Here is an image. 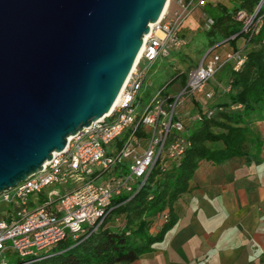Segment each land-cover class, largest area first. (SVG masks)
I'll use <instances>...</instances> for the list:
<instances>
[{
    "label": "built area",
    "instance_id": "2783aa9c",
    "mask_svg": "<svg viewBox=\"0 0 264 264\" xmlns=\"http://www.w3.org/2000/svg\"><path fill=\"white\" fill-rule=\"evenodd\" d=\"M217 2L170 0L150 28L144 51L114 108L70 136L64 149L54 151L41 170L0 193V201L12 205L10 220L7 210L0 214V258L13 253L23 261L19 264L29 263L51 255L48 248L67 238L83 239L105 223L114 199L134 195L156 165L165 170L179 162L191 141L178 106L189 95L212 99L215 90L207 87L211 79L227 64L239 68L244 53H218L213 46L188 71L186 84L176 93L158 92L141 114L136 112V103L152 62L186 44L181 30L193 10ZM244 16V12L239 14V18ZM253 19L254 15L246 19L244 29ZM230 89V84L224 87ZM204 108L203 114L211 117L214 109ZM201 114L196 110L190 117L198 119ZM103 175L107 178L99 181ZM69 182L73 186L67 187ZM167 219L163 213L158 222Z\"/></svg>",
    "mask_w": 264,
    "mask_h": 264
},
{
    "label": "water",
    "instance_id": "95a60500",
    "mask_svg": "<svg viewBox=\"0 0 264 264\" xmlns=\"http://www.w3.org/2000/svg\"><path fill=\"white\" fill-rule=\"evenodd\" d=\"M168 0H0V193L108 113Z\"/></svg>",
    "mask_w": 264,
    "mask_h": 264
},
{
    "label": "trees",
    "instance_id": "16d2710c",
    "mask_svg": "<svg viewBox=\"0 0 264 264\" xmlns=\"http://www.w3.org/2000/svg\"><path fill=\"white\" fill-rule=\"evenodd\" d=\"M203 7L212 19L211 26L190 38L181 30L186 44L176 52L187 55L181 51L185 47L193 51L200 41L204 53L206 46L224 39L234 42L240 36L249 45L239 68L233 64L222 68L221 80L231 89L223 88V97L210 105L213 115L206 117L204 106L198 105L201 118L187 125L186 137L191 145L179 162L165 170L156 165L134 195L114 199L113 209L96 231L79 241L67 238L53 245L52 251L47 250L51 255L24 264H130L152 250L153 243L162 240L175 225L176 204L189 189L201 160L221 163L250 153L251 123L264 114V0H218ZM241 12L245 13L243 18H239ZM252 15L251 25L244 29L246 19ZM191 68L189 65L188 71ZM188 71L180 73L181 86L186 84ZM163 213L168 214V219L152 232V225Z\"/></svg>",
    "mask_w": 264,
    "mask_h": 264
},
{
    "label": "crops",
    "instance_id": "0c3cea01",
    "mask_svg": "<svg viewBox=\"0 0 264 264\" xmlns=\"http://www.w3.org/2000/svg\"><path fill=\"white\" fill-rule=\"evenodd\" d=\"M236 40L238 46L228 41L233 50L249 48L243 36ZM251 130L249 154L221 163L200 161L176 204L175 225L130 264H264V114Z\"/></svg>",
    "mask_w": 264,
    "mask_h": 264
},
{
    "label": "rangeland",
    "instance_id": "374dc122",
    "mask_svg": "<svg viewBox=\"0 0 264 264\" xmlns=\"http://www.w3.org/2000/svg\"><path fill=\"white\" fill-rule=\"evenodd\" d=\"M190 16L192 17L190 18ZM190 16L188 17L189 19L187 18L189 23H187V25L182 30L186 33L185 35H187V38H190L191 34L195 35L199 31L210 27L212 24V19L205 11L204 7L195 8ZM232 43H235L238 46L240 42L236 40ZM201 44L202 43L200 41H198L194 47L192 44L193 51H191L188 47H185L181 52L187 55H181L180 53L176 52V50H173L167 55L159 56L154 62H152L148 70L146 81L141 89L140 98L136 105V112L138 114H141L144 111L145 107L151 102L154 95L158 92L162 91L163 94L176 93L182 85L183 76L180 75V73L182 71L187 72L189 65H191V67L198 65L202 60L203 55L209 49H211V47L215 46L213 51L218 53H225L227 51L233 50L231 42L223 40L211 47L206 46L205 52L201 53ZM222 72L223 71L220 70L209 82V88L213 86L212 89L215 90V96L209 100L201 98L202 100L199 101L202 102L201 104H203V106H210L211 104L218 102V100L223 97L222 90L227 84L221 80ZM198 99L199 98H196L194 95H189L187 100L178 106V111L181 113V117L185 120L186 124H190L192 121V118L190 117V110H192ZM195 105L196 106H194L193 111L199 110L200 108L197 106V104ZM105 178H107V175L101 176L98 180L101 181ZM71 186H73V184L69 182L67 187ZM56 187L63 191V185L58 184ZM2 210H7V220H10V211L12 210V205L0 201V214L2 213ZM52 249L53 246H50L48 251H52ZM19 260L20 258L16 254L7 253L2 258H0V264H13Z\"/></svg>",
    "mask_w": 264,
    "mask_h": 264
},
{
    "label": "bare ground",
    "instance_id": "6f19581e",
    "mask_svg": "<svg viewBox=\"0 0 264 264\" xmlns=\"http://www.w3.org/2000/svg\"><path fill=\"white\" fill-rule=\"evenodd\" d=\"M169 3H170V0H168L167 4H166V6H165V8H164V10H163L162 15H163V14L165 13V11L167 10ZM162 15H161V16H162ZM153 25H154V22H151V23H150V28H152ZM148 36H149V33L145 34L144 40H146ZM144 48H145V44H143V46L141 47V49H140V51H139V54H138V56H137V59H136V61H135L134 66L136 65L137 61L140 59V57H141V55H142V53H143V51H144ZM118 100H119V95H118V97H117L115 103L113 104L111 110H112V109L114 108V106L117 104ZM111 110H110V111H111ZM110 111H109V112H110ZM109 112H108V113H109Z\"/></svg>",
    "mask_w": 264,
    "mask_h": 264
}]
</instances>
